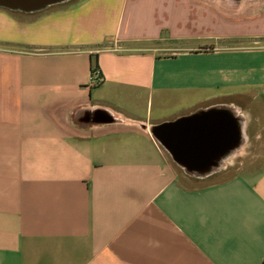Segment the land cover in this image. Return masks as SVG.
Wrapping results in <instances>:
<instances>
[{
	"label": "crops",
	"instance_id": "obj_1",
	"mask_svg": "<svg viewBox=\"0 0 264 264\" xmlns=\"http://www.w3.org/2000/svg\"><path fill=\"white\" fill-rule=\"evenodd\" d=\"M198 111L206 175L150 133ZM0 264H264V0L0 8Z\"/></svg>",
	"mask_w": 264,
	"mask_h": 264
},
{
	"label": "water",
	"instance_id": "obj_2",
	"mask_svg": "<svg viewBox=\"0 0 264 264\" xmlns=\"http://www.w3.org/2000/svg\"><path fill=\"white\" fill-rule=\"evenodd\" d=\"M67 1L0 0V8L24 13H35ZM205 113L198 111L175 121L162 123L150 128V133L168 152L172 161L189 174L199 173L200 175H206L212 171L213 167L218 166L221 159L241 144V127L240 125L238 127V120L233 117L231 121L233 123L236 121L238 130L235 144H200V130H197V126ZM184 126L188 129H185Z\"/></svg>",
	"mask_w": 264,
	"mask_h": 264
},
{
	"label": "rangeland",
	"instance_id": "obj_3",
	"mask_svg": "<svg viewBox=\"0 0 264 264\" xmlns=\"http://www.w3.org/2000/svg\"><path fill=\"white\" fill-rule=\"evenodd\" d=\"M243 43H246V42H240V45H242ZM218 45H220V42L218 43ZM160 53L168 54V53H170V50H162ZM185 179H187L188 182L193 183V184H202V183H208V182H212V181L222 179V177L221 176H213V177H209V178H185Z\"/></svg>",
	"mask_w": 264,
	"mask_h": 264
},
{
	"label": "built area",
	"instance_id": "obj_4",
	"mask_svg": "<svg viewBox=\"0 0 264 264\" xmlns=\"http://www.w3.org/2000/svg\"><path fill=\"white\" fill-rule=\"evenodd\" d=\"M91 82L93 85H98L102 82L100 71L95 67H93L91 71Z\"/></svg>",
	"mask_w": 264,
	"mask_h": 264
},
{
	"label": "trees",
	"instance_id": "obj_5",
	"mask_svg": "<svg viewBox=\"0 0 264 264\" xmlns=\"http://www.w3.org/2000/svg\"><path fill=\"white\" fill-rule=\"evenodd\" d=\"M96 68V66H94Z\"/></svg>",
	"mask_w": 264,
	"mask_h": 264
}]
</instances>
